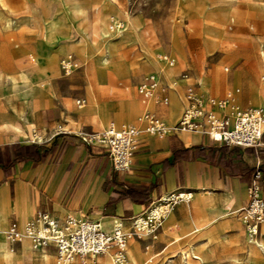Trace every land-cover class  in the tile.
<instances>
[{
	"label": "crops",
	"instance_id": "0c3cea01",
	"mask_svg": "<svg viewBox=\"0 0 264 264\" xmlns=\"http://www.w3.org/2000/svg\"><path fill=\"white\" fill-rule=\"evenodd\" d=\"M38 2L40 0H35L34 4L27 5V8L32 10ZM37 7L39 11L32 10L31 14L43 18L44 8ZM234 24V18L229 17L226 30L231 32ZM248 30L252 31L253 26L250 25ZM9 42L13 43V49L9 52L10 58L20 59L28 56L29 49H33L32 56L39 62H46L47 58L53 55V46L44 41L43 37L23 47L15 44L13 38H10ZM170 45V52L176 53L173 42ZM253 45L259 51L262 50L260 53L264 65V41H253ZM247 49L245 46L244 50ZM110 51L111 47L106 45L102 55L89 53L82 58L74 52L71 54L81 62L87 59L102 62L113 55L109 54ZM69 55L64 57L70 58ZM60 56L63 55L55 53L57 62ZM115 64L119 70L116 78L131 83L137 84L144 73L136 77L131 76L133 72L128 69L137 63ZM146 70L148 71V67ZM251 71L254 70L245 65L242 71L233 76L232 88L235 89L237 100L238 88L242 89L244 85L242 77L249 76ZM79 73H84V69ZM177 73L174 75V84L164 79L161 81L156 75L160 85L167 89L170 102L168 106L163 104L164 107L155 103L151 105V109L149 102L146 105L141 103L137 90V94L131 92L122 81L116 84L122 93L118 99L98 102L97 92L103 84L111 82L113 78L111 81L98 80V86L93 81L94 100L98 106L97 116L89 112H79L77 108H73L71 102L70 108H67L59 91L57 92L61 105H55L57 95L53 98L44 92H33L24 84L19 74L17 77L11 75L8 85L0 84V220L7 229L12 224L21 228L22 217L26 218V223L37 211H45L58 219L73 216L98 221L101 226L104 221L102 228L110 232L113 223L118 220L128 228L129 218L143 212L160 196L184 192L191 195L190 200L179 202L154 231L155 235L145 236L144 239L138 236L130 240L127 246L134 240V251L138 250L145 258L149 252L154 253L153 259L169 250L172 254L165 257V261L174 254H179L181 263L183 255L187 256V264L189 260L197 261L193 256L195 255L209 260L208 264H215L219 241L228 245L226 254L241 260L243 264L264 261V254L257 248L249 247L242 253L239 232L243 236L245 234L236 214L237 210L247 204V186L256 160L261 163L264 173V135L263 144L257 149H242L213 143L206 135L200 133L151 136L142 132L136 141L131 168L126 172H115L111 168L104 148L86 146L79 139V132L91 133L103 128L100 115H111L108 123L113 124L116 103L123 105L124 117L137 119L147 110L166 124H174L185 107V103L178 99V92L183 90V82L177 78ZM95 74L96 71H91L90 77L94 78ZM80 92L84 99V90ZM112 94V91L108 92L109 97H112ZM160 95L162 93L158 92V96ZM29 96L32 99L30 110L26 102ZM262 96L254 92L245 104L262 105ZM174 99H177L182 108L181 112L173 104ZM255 107L264 106L247 108ZM214 111L220 114L216 109ZM18 112L20 116L17 115ZM66 115L72 122L63 121ZM83 120L91 124L85 125ZM137 120L122 126L137 125ZM27 122L32 125L31 133L27 129ZM17 126L24 134L14 129ZM52 130L55 132L51 138L42 142L46 140V131ZM31 145L37 147V153L27 148ZM261 196L264 199V186ZM245 243L247 244L246 240ZM11 246L17 250L19 241L12 242ZM179 247L184 248L178 251ZM44 250L51 252L52 258L45 263L36 260V264H48L51 259L54 261L53 248ZM105 256L106 254L98 257L99 264H102L101 260ZM173 261L178 263L177 259Z\"/></svg>",
	"mask_w": 264,
	"mask_h": 264
},
{
	"label": "rangeland",
	"instance_id": "374dc122",
	"mask_svg": "<svg viewBox=\"0 0 264 264\" xmlns=\"http://www.w3.org/2000/svg\"><path fill=\"white\" fill-rule=\"evenodd\" d=\"M34 1L4 0L0 2V84L2 85H8L9 77L11 75L17 77L18 74L20 77L21 75L29 77L30 81L47 82L50 80L55 89L52 97L57 95L55 105H61L58 97L60 93L67 108H70L71 102L73 108H77L79 112H89L97 116L98 106L96 114L84 110L89 105L85 89L88 86L93 89V81L98 86V80L111 81L113 78L111 82L103 84L101 90L97 92V101L103 102L118 99L122 95L116 87L119 81L126 84L131 92L134 91L137 94L138 86L152 73L158 75L161 81L164 79L169 83H175L174 75L179 68L177 78L183 82V90L178 92V99L183 104L186 93L192 90L202 95L203 98L216 102H228L233 99L239 105L237 110L250 106H264V81H262L264 65L260 53L262 50L259 51L253 45V41H264V0H40L35 7H32V10L38 12L37 6L43 7V18L32 15V10L27 8V5L34 4ZM4 5L9 11L3 10ZM229 17H233L235 22L231 32L225 28ZM6 19H11L8 27L5 23ZM117 24H124L125 27L120 36L110 30ZM250 25L253 26L252 31L248 30ZM41 37L53 46V55L47 58L46 62H39L36 57L32 56L33 49H29L28 56L20 59L9 57V52L13 49V43L9 42L10 38H13L14 43L19 47H23ZM171 42H173V49L176 53L170 52ZM106 45L111 47L109 54L113 55L102 62H95L94 59L81 62L71 54L74 52L82 58L89 53L102 55L105 53ZM245 46L247 50H244ZM55 53L63 55L58 58V62L54 58ZM157 54H162V56ZM68 55L70 59L64 57ZM156 55L163 65L154 64ZM168 57L175 59L173 67L166 65L165 59ZM116 62L131 65L137 63L128 70L133 72L132 77L144 72L139 82L135 84L122 78H116L119 74ZM245 65L254 71H251L249 76L242 77L244 85L242 89L238 88L237 100L234 94L235 89L232 88L233 76L236 72L242 71ZM83 69L84 73H79ZM94 70L97 74L92 78L90 72L93 73ZM248 78L250 81L247 82ZM22 81L24 82L23 79ZM58 81L61 83L59 84ZM24 84L33 90L28 83L24 82ZM48 88L49 86L46 85L40 89V92L45 93ZM81 90H84V99ZM109 91L113 92L112 97H109ZM158 92L162 95L158 96ZM254 92L263 95L262 105L245 104ZM163 101H166V106H168L170 97L167 89L158 82L149 100L150 109L155 103L163 106ZM26 102L27 107L32 106L30 96ZM115 108L116 117L112 122L114 125L121 127L123 124L138 119L130 116L124 117L125 110L121 103H116ZM110 117L111 115L108 114L106 117L100 115V124L103 128L95 132L105 130L110 124L108 123ZM63 121L72 122V119L66 115ZM83 121L85 125L91 124L86 120ZM54 132L53 130L46 131V140L42 142H47ZM67 132L72 131L67 130ZM85 133L88 132H79L81 135ZM24 221L25 218L22 217L21 228ZM1 229L8 236L7 227L3 225ZM137 235L140 239H144L145 236L149 237L144 234ZM246 238V235L243 236L239 232L242 253L250 247V244L245 243ZM135 244L133 240L127 246L125 264H132L127 249L133 248ZM225 244L217 242L218 257L215 258V264H243L241 260L226 254L225 249L228 245ZM183 248L179 247L178 251ZM142 250L144 251L143 248ZM171 254L168 250L152 259L154 253L149 252L147 258L143 255L136 257V264H168L169 260L165 261L164 258ZM178 255L169 264H182ZM105 257L101 260L102 264L104 261L112 264L110 258L107 255ZM197 257L203 261L189 260V264H208L209 260L201 256ZM175 259L178 263L173 261ZM4 263L5 261L0 258V264ZM10 263L25 264L20 257ZM52 263L51 259L48 264ZM255 264H264V261L260 260Z\"/></svg>",
	"mask_w": 264,
	"mask_h": 264
},
{
	"label": "built area",
	"instance_id": "2783aa9c",
	"mask_svg": "<svg viewBox=\"0 0 264 264\" xmlns=\"http://www.w3.org/2000/svg\"><path fill=\"white\" fill-rule=\"evenodd\" d=\"M116 29L115 26L110 28L112 32ZM157 85L156 75H149L138 86L137 92L143 105L152 98ZM163 104L166 105V101ZM215 109L220 112L219 115L215 114ZM137 121V125L121 127L110 124L101 132L85 133L79 139L86 146L104 148L115 172H126L131 168L136 141L142 132L151 136L200 133L213 143L242 149H257L263 144L264 107L240 109L230 116L225 112V102L207 100L192 90L186 93L184 110L174 124H166L147 110ZM263 186L264 173L261 163L256 160L247 186V204L236 211L244 234L253 242L264 240V231L261 230L264 224ZM190 198L191 195L184 192L160 196L143 212L129 218L128 228L118 220L113 223L110 232H106L98 221L73 216L58 219L48 212L37 211L25 224L23 232L12 224L7 233L14 242L24 235L37 250L53 248L52 264H99L98 257L106 252L112 253L114 264H125L128 242L137 238V234L152 236L174 206ZM186 260L187 256L183 255L182 264H187Z\"/></svg>",
	"mask_w": 264,
	"mask_h": 264
},
{
	"label": "bare ground",
	"instance_id": "6f19581e",
	"mask_svg": "<svg viewBox=\"0 0 264 264\" xmlns=\"http://www.w3.org/2000/svg\"><path fill=\"white\" fill-rule=\"evenodd\" d=\"M5 10H8L7 7H5ZM9 11V10H8ZM73 12V11H72ZM77 13V12H76ZM58 14V13H57ZM62 14V13H61ZM65 14V13H64ZM121 14V13H120ZM72 15V14H71ZM66 16V14H65ZM108 17V16H107ZM65 18V17H64ZM104 18V17H103ZM101 20V19H100ZM129 20V19H128ZM127 21V20H126ZM6 26H10L11 24V19H6ZM101 23V22H100ZM126 23V22H125ZM48 24V23H47ZM53 24V23H52ZM54 25V24H53ZM103 25H105L103 23ZM128 25V24H127ZM137 25V24H136ZM107 26V25H106ZM121 26L123 29H121ZM47 27V26H46ZM54 27V26H53ZM115 27H117V29L115 30L116 34L117 35H122V32L125 30V27H124V24H117L115 25ZM128 27V26H127ZM134 27V26H133ZM138 27V26H137ZM57 28V27H56ZM76 30V29H75ZM50 34V33H49ZM116 52V50L114 51ZM158 56H162V54H157ZM157 55H156V59L154 61V64L155 65H163L162 62H160L158 59H157ZM165 57V55H163ZM167 65L169 67L173 66L174 65V62L175 60L173 58H167L165 59ZM150 75H156L155 73H152ZM22 79L24 80L25 83H28V85L30 87L33 88L34 92L36 93H39L40 92V89H42L44 86L48 85L49 88L45 91V93H48L49 96L52 97V94H53V91L55 90L54 89V86L52 85V83L49 81L47 82H39L37 80L35 81H30L28 78L29 77H26L25 75H21ZM172 79V78H171ZM170 80V79H169ZM58 83L60 84L61 81H58ZM174 84V82L172 83ZM39 89V91H38ZM86 95L88 97V100H89V105L87 107H85L84 110H88V111H91L92 113L96 114V110H97V105H94L96 104L95 103V100H94V94H93V89L91 86H88L86 89ZM94 103V104H93ZM172 104V102H171ZM173 104L176 106V108H178L180 111H181V107L180 105L178 104V101L177 99H174L173 100ZM31 106V105H30ZM28 110H30L31 107H27ZM239 108V105L237 103L234 102L233 99H231V101H228V102H225V112L227 114H229L230 116H233L235 111H237V109ZM215 114H217L216 111H214ZM18 116H20V113L18 112L17 113ZM218 115V114H217ZM14 128V127H13ZM20 128V127H19ZM18 128H14L16 129V131L18 133H21V134H24L20 129ZM2 129V128H1ZM27 129L29 130V132L31 133V129H32V125L31 123L27 122ZM33 131V130H32ZM170 214V213H169ZM168 214V215H169ZM167 215V216H168ZM166 216V217H167ZM26 219V218H25ZM104 222V221H103ZM102 222V226H104L105 223ZM27 223V222H26ZM25 223V224H26ZM25 224H22V228H19L21 232H23L24 230V227H25ZM5 225L1 220H0V258H2L6 264H9L10 262H15V260L20 257V259L23 261V263L25 264H36V260H38L40 263H45L47 260H49L50 258H52V254L51 252H49L48 250H36L34 249L30 242L28 241L29 239L27 237H25L24 235H21L19 237V240L20 241V244H19V247L17 250H15L11 244L12 242L14 241H11L9 236H6L4 233L5 231L1 229V227ZM262 227V230L264 231V224L261 225ZM18 240V241H19ZM17 241V242H18ZM246 242L247 244H250V247L251 248H257L260 252H262L264 254V240H261V242H258V241H254L251 240L250 238H246ZM252 244H254L253 246H251ZM128 251V256L131 260V263L132 264H136V257H140L141 254L138 250L134 251V249L131 247L129 249H127ZM111 260L112 264H114L113 262V256H112V253L111 252H106L105 253ZM195 259H198L200 260L201 262L203 261V259L193 255ZM106 258V257H105ZM176 258V255H173L171 256V258L169 259L168 261V264L172 262V259ZM249 260V259H248ZM208 262V261H207ZM251 262H253V259L251 260ZM4 263V264H5ZM11 264V263H10ZM104 264H109L107 261H104Z\"/></svg>",
	"mask_w": 264,
	"mask_h": 264
},
{
	"label": "trees",
	"instance_id": "16d2710c",
	"mask_svg": "<svg viewBox=\"0 0 264 264\" xmlns=\"http://www.w3.org/2000/svg\"><path fill=\"white\" fill-rule=\"evenodd\" d=\"M27 148H28V149H33V150L35 151L37 147L34 146V145H31V146H27ZM35 152H36V151H35ZM36 153H37V152H36Z\"/></svg>",
	"mask_w": 264,
	"mask_h": 264
}]
</instances>
